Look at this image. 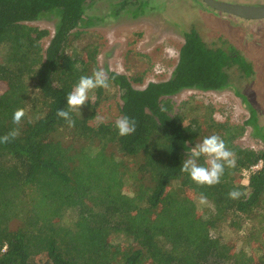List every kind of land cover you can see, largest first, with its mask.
<instances>
[{
	"label": "trees",
	"instance_id": "1",
	"mask_svg": "<svg viewBox=\"0 0 264 264\" xmlns=\"http://www.w3.org/2000/svg\"><path fill=\"white\" fill-rule=\"evenodd\" d=\"M93 1L0 0V136L19 131L0 143V264H264V151L235 144L244 126L209 113L205 129L171 99L228 89L237 57L191 31L168 81L138 90L109 73L123 91L121 115L137 124L126 137L115 123L94 126L92 106L73 113L74 127L57 116L80 76L96 70L95 49L70 52ZM48 16L58 20L44 48L50 32L30 24ZM19 108L25 116L15 124ZM213 134L235 165L219 184L200 186L180 167L187 147ZM260 162L245 185L243 171ZM232 190L240 198H230ZM202 196L213 206L207 214L198 207ZM222 225L244 233V246L214 236Z\"/></svg>",
	"mask_w": 264,
	"mask_h": 264
},
{
	"label": "rangeland",
	"instance_id": "2",
	"mask_svg": "<svg viewBox=\"0 0 264 264\" xmlns=\"http://www.w3.org/2000/svg\"><path fill=\"white\" fill-rule=\"evenodd\" d=\"M122 1L125 0L90 2L84 18L90 22L82 23L75 31L77 37L70 52L95 49L96 70L125 75L136 89L142 90L150 83L172 78L185 34L197 32L209 48L222 50L239 61L229 69L228 89L182 91L171 98L175 111L179 113L184 107L191 117H201L205 129L209 113L218 123L244 126L245 133L235 144L264 151V20L228 16L210 9L202 0H136L128 1L126 6H122ZM219 1L246 6L264 4V0ZM56 20V16H48L30 24L50 32L51 36L42 42L44 48L55 34ZM98 93L96 90L92 94L95 108L92 124L115 123L122 116L123 91L110 83L108 89ZM243 183L249 185L248 181ZM197 203L203 214L213 209L210 203H201V199ZM213 235L244 246V233L236 234L227 225H222ZM256 244H251V249Z\"/></svg>",
	"mask_w": 264,
	"mask_h": 264
},
{
	"label": "clouds",
	"instance_id": "3",
	"mask_svg": "<svg viewBox=\"0 0 264 264\" xmlns=\"http://www.w3.org/2000/svg\"><path fill=\"white\" fill-rule=\"evenodd\" d=\"M110 87V77L106 70L97 69L91 75L80 76L78 82L66 97L65 108L57 111V116L67 122L69 127L75 126L73 113L79 112L82 115L84 106L93 105V93L99 89ZM25 116L23 108L17 109L13 114V122L19 124ZM115 128L118 135L126 137L137 130L136 121L127 115L119 117L115 121ZM19 134L18 129L12 130L4 136H0V143H8ZM189 145V143H186ZM187 147L181 164V171L197 185L213 186L221 182L226 167L234 166V152L231 151L225 140L219 135L205 136L200 142ZM242 195L239 190L229 192V197L238 199ZM206 202V197H201V203Z\"/></svg>",
	"mask_w": 264,
	"mask_h": 264
},
{
	"label": "water",
	"instance_id": "4",
	"mask_svg": "<svg viewBox=\"0 0 264 264\" xmlns=\"http://www.w3.org/2000/svg\"><path fill=\"white\" fill-rule=\"evenodd\" d=\"M210 9L249 21L264 20V4L258 6H246L242 4H232L219 0H202Z\"/></svg>",
	"mask_w": 264,
	"mask_h": 264
},
{
	"label": "built area",
	"instance_id": "5",
	"mask_svg": "<svg viewBox=\"0 0 264 264\" xmlns=\"http://www.w3.org/2000/svg\"><path fill=\"white\" fill-rule=\"evenodd\" d=\"M263 163L260 162L259 164L250 167V169L244 170L242 173V177H243V181H250L252 175H254L255 173H257L258 171H260L263 167H262Z\"/></svg>",
	"mask_w": 264,
	"mask_h": 264
},
{
	"label": "flooded vegetation",
	"instance_id": "6",
	"mask_svg": "<svg viewBox=\"0 0 264 264\" xmlns=\"http://www.w3.org/2000/svg\"><path fill=\"white\" fill-rule=\"evenodd\" d=\"M122 4H123L122 6H126V5H128V1L127 2L126 1H122Z\"/></svg>",
	"mask_w": 264,
	"mask_h": 264
}]
</instances>
